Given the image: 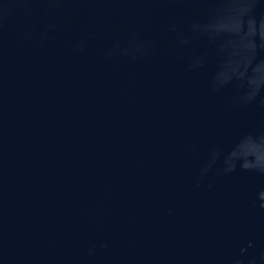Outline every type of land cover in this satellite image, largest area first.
<instances>
[{
  "label": "water",
  "instance_id": "obj_1",
  "mask_svg": "<svg viewBox=\"0 0 264 264\" xmlns=\"http://www.w3.org/2000/svg\"><path fill=\"white\" fill-rule=\"evenodd\" d=\"M0 264H264V0H0Z\"/></svg>",
  "mask_w": 264,
  "mask_h": 264
}]
</instances>
